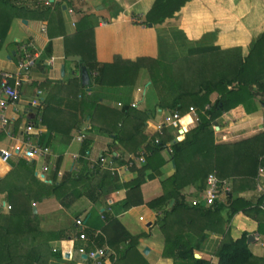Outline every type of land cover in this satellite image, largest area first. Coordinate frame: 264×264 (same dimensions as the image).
<instances>
[{
	"label": "crops",
	"instance_id": "0c3cea01",
	"mask_svg": "<svg viewBox=\"0 0 264 264\" xmlns=\"http://www.w3.org/2000/svg\"><path fill=\"white\" fill-rule=\"evenodd\" d=\"M46 1L0 0V71H14L20 59L15 56L19 52L32 50L38 53V63L23 84L20 99L6 111L10 123L0 133V152L6 149L13 154L5 161L0 153V177L6 176L19 159H26L16 149L27 135V125L33 124L39 141L51 150L45 159H26L35 162V175L40 180L52 183V176L57 171L59 182L67 172L85 171L82 168L85 163L87 170L98 163V171H109L116 178L103 188L100 202L81 195L65 210L51 195L36 201V206L32 203L33 213L38 215L43 231L38 243L41 239L48 241L47 244L43 242L49 254L47 264H93L80 251V247L87 250L89 242L93 245L91 250L107 249L102 259L104 264H194L192 260H181L164 253L165 235L158 223L160 208H153L148 203L163 195L165 185L162 182L176 172L172 145L175 140L185 139L180 138L182 129L186 137L197 126L198 118L189 109L181 114L178 127L166 124L165 117L171 111L158 105L157 92L145 68L134 78V83L132 79L126 85L88 87L89 84L82 80L83 66H80L78 56L66 53V37L76 33L78 21L87 15L96 23L95 50L101 63H112L116 57L130 61L146 57L174 62L187 55L191 47L204 45L222 49L237 47L247 54L264 33V0H189L173 17L153 26L144 21L155 0H50V5ZM79 77L88 87L84 89L85 93L78 86ZM212 97L214 100L216 95ZM84 98L88 106L82 103ZM92 101L100 106L97 111L91 110L89 103ZM125 105L133 109L129 115L123 112ZM138 114L146 119L140 131L134 125V117ZM215 126L218 143L253 137L264 130V106L260 105L250 114L232 111ZM118 132L122 133L121 141L117 139ZM81 135L83 139H79ZM159 135L166 139V148L156 154L148 152L150 141L155 137L157 142L161 141ZM141 156L145 158L144 162L138 159ZM147 162L146 179L141 192L136 193V199L142 198V203L126 210L125 202L131 192L128 184L137 176L134 167ZM44 164H50L52 169L43 175ZM108 179L106 182L110 181ZM184 179L181 194L187 201L191 204L194 199L202 198L205 189L200 188L198 181L188 183L187 178ZM95 180L90 181L91 185ZM221 180L217 199L223 204L220 211L198 213L192 227L178 223L170 230L171 234L189 232L195 245L194 256L216 263L217 250L225 235L239 238L247 233L252 252L258 258L263 257L264 208L263 202H259L257 178L254 182H247L245 178L233 181V177ZM230 194L232 198H229ZM237 198L242 200L239 204L243 208L230 217L231 203ZM174 201L172 199L166 208ZM3 202L10 204L5 194L0 193V206L7 213L9 210L2 206ZM58 207L69 214L67 221L57 220ZM106 209L120 225L105 221L103 212ZM78 217L85 222L86 240L77 239L81 229L75 223ZM183 217L187 220L188 216L183 214ZM56 221L59 223L55 225ZM57 230H65L70 237L49 238L48 233ZM127 232L140 235L135 247L125 238ZM100 236L104 238L103 245L99 244ZM51 247L59 250V254L52 255Z\"/></svg>",
	"mask_w": 264,
	"mask_h": 264
},
{
	"label": "trees",
	"instance_id": "16d2710c",
	"mask_svg": "<svg viewBox=\"0 0 264 264\" xmlns=\"http://www.w3.org/2000/svg\"><path fill=\"white\" fill-rule=\"evenodd\" d=\"M188 1L155 0L153 7L146 14L144 23L152 26L162 23L173 17ZM95 24L85 15L78 21L76 33L66 37V53L77 55L80 66H85L89 72L88 87L126 85L132 79L134 83V78L145 68L149 72L152 87L158 95V105L162 109L178 111L181 114L186 113L191 106L197 109V126L186 137L182 131L180 138L185 139L175 140L172 145L171 154L176 162L175 174L162 182L165 185L163 195L148 203L153 208H160L158 223L165 235L164 253L172 254L177 259L192 260L194 264H264V256L258 258L252 252L247 233H243L239 238L225 235L217 250V261L211 263L194 256L195 245L189 232H170L178 223L192 227L196 214L215 213L220 211L223 205L219 200L208 207L194 205L192 202L190 204L186 196L181 194L186 182L185 177L188 183L198 181L201 189L206 188L207 177L212 172L220 179L233 177L235 181L237 178H245L247 182H254L259 166L264 165V130L250 138L218 143L214 127L232 111L250 114L257 111L260 105L264 106V33L256 39L247 54H243L237 47L222 49L204 45L191 47L187 55L174 62L146 57L130 61L116 57L112 63H101L96 58ZM22 55L23 53L19 52L15 57L18 59ZM77 83L85 93L84 89L88 87L82 84L80 77ZM214 94L216 98L213 100ZM82 103L88 106L85 98ZM89 104L92 111H97L100 107L93 101ZM123 110L129 115L133 109L125 105ZM134 119V125L137 131H140L146 120L145 116L138 114ZM121 136L122 133L118 132L119 141L122 140ZM159 136L161 141L157 142L155 137L149 142L148 152L156 154L166 148V139L163 135ZM84 146L86 148L87 145ZM97 165L98 163L87 170L85 163L82 167L85 171L67 172L59 182L56 171L52 176L54 181L49 183L35 175V162L21 158L14 163V167L6 176L0 177V193H4L5 199L12 205L7 213L3 212L0 206V264H47L49 254L45 251L43 242L47 244L48 241L41 239V243H38L43 231L39 227L38 215L33 213L32 202L42 201L51 195L66 207L81 195H87L93 202L102 201L103 188L116 178L109 171H98ZM134 168L137 170V176L128 184L131 192L125 202L126 210L142 203V198L140 201L136 199V193L141 192L149 164L147 162ZM106 179L110 181L106 182ZM91 180H95L93 185ZM82 185L85 186L82 188ZM232 194L229 198H232ZM172 199L175 200L174 204L166 208ZM262 199L261 197L259 202H263ZM239 202L242 200L238 198L232 201L230 217L243 208ZM183 214H187V220ZM103 215L107 223L120 225V221L113 218L107 209ZM106 230L105 227V233ZM69 235L65 230L48 233L49 238L66 239ZM139 237L140 235L128 232L125 234V238L130 239L134 247ZM99 238V244L103 245L104 238ZM92 247L89 242L87 251L93 249ZM49 251L52 255L59 254V250L52 247Z\"/></svg>",
	"mask_w": 264,
	"mask_h": 264
},
{
	"label": "built area",
	"instance_id": "2783aa9c",
	"mask_svg": "<svg viewBox=\"0 0 264 264\" xmlns=\"http://www.w3.org/2000/svg\"><path fill=\"white\" fill-rule=\"evenodd\" d=\"M51 2L52 1L47 0L45 3L47 5H50ZM37 63L38 53H35V51L32 50H30V52L24 51L23 55L17 61L16 69L14 71H0V133L5 130L8 123H10V118L6 113L7 109L12 105H15L20 99L22 94V86L26 82V80H28L30 71L37 65ZM34 104H37V101L34 102ZM119 105L121 106V103H119ZM133 106H136V103H133ZM189 109V111L197 118V109L193 106H191ZM180 119V112H171L165 117V123L178 127ZM26 132L27 135L23 140L22 145L19 146L16 150L18 152H22L27 160L47 158L50 155L51 150L46 144L39 141V136H36V127L33 124H29L26 127ZM79 139H83V135H81ZM2 153V159L7 161L12 156L13 151L3 149ZM77 156L78 155H76L75 157ZM103 158H101V160H103ZM138 159L140 161H145V158L143 156L139 157ZM51 169L52 167L50 166V164H44L42 167V174L44 175ZM257 180L258 191L260 197L263 198L262 207L264 208V165H260L258 168ZM222 183V180L218 178L216 173H210L207 177V184L204 190L203 197L200 199H194L192 201V204H205L206 206H212L220 195ZM2 206L7 210H10L12 208V205L8 204L7 202H3ZM75 223L81 228L79 234L77 235V239L86 240L87 233L84 230L85 222L83 218H76ZM80 251L82 253H85L87 258L93 261V264H104V261L102 259L107 254L106 248L100 247L95 250L87 251L84 247H80Z\"/></svg>",
	"mask_w": 264,
	"mask_h": 264
},
{
	"label": "rangeland",
	"instance_id": "374dc122",
	"mask_svg": "<svg viewBox=\"0 0 264 264\" xmlns=\"http://www.w3.org/2000/svg\"><path fill=\"white\" fill-rule=\"evenodd\" d=\"M148 73H149V72H148ZM148 76H149V74H148ZM215 134H216V133H215ZM141 162H144V161H141ZM212 173H214V172H212ZM32 203H33V205H35V206L37 205V202H36V201H33ZM62 206H63V205H62ZM64 207H65L64 209L66 210V206H64ZM51 208H53V207H51ZM54 209L56 210V207H55ZM57 209H58V211H59L60 208L58 207ZM62 210H63V209H60V213H58V214L56 213V216H57V220H58V221L61 220V221L65 222V221H67V220L69 219V214H68V213L65 214V213H64L65 211L63 212ZM55 212H56V211H55ZM53 213H54V212H53ZM49 214H52V213H49ZM53 217H54V216H53ZM53 219H55V217H54ZM58 221H56L55 225H56L57 223H59Z\"/></svg>",
	"mask_w": 264,
	"mask_h": 264
},
{
	"label": "water",
	"instance_id": "95a60500",
	"mask_svg": "<svg viewBox=\"0 0 264 264\" xmlns=\"http://www.w3.org/2000/svg\"><path fill=\"white\" fill-rule=\"evenodd\" d=\"M82 80H83L84 84L90 83V75H89V72L85 66L82 67ZM0 153H1V155L3 154L2 152H0ZM34 211H36V208H34ZM249 240H250V237H249ZM249 240H248V242H250ZM146 251H148V249H146Z\"/></svg>",
	"mask_w": 264,
	"mask_h": 264
}]
</instances>
